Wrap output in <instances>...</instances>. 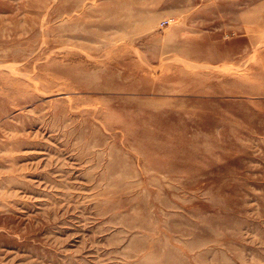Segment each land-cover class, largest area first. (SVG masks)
Returning a JSON list of instances; mask_svg holds the SVG:
<instances>
[{"label": "rangeland", "instance_id": "1", "mask_svg": "<svg viewBox=\"0 0 264 264\" xmlns=\"http://www.w3.org/2000/svg\"><path fill=\"white\" fill-rule=\"evenodd\" d=\"M0 264H264V0H0Z\"/></svg>", "mask_w": 264, "mask_h": 264}, {"label": "bare ground", "instance_id": "2", "mask_svg": "<svg viewBox=\"0 0 264 264\" xmlns=\"http://www.w3.org/2000/svg\"><path fill=\"white\" fill-rule=\"evenodd\" d=\"M141 130H138V136H140V141H136L134 142L135 148L137 149H147L149 147H151L152 143H151V136L147 133L146 130V126L144 124H141ZM153 146V145H152ZM161 145H157L156 142L154 141V146L153 148L157 151L160 152L161 151ZM159 154V153H158Z\"/></svg>", "mask_w": 264, "mask_h": 264}]
</instances>
